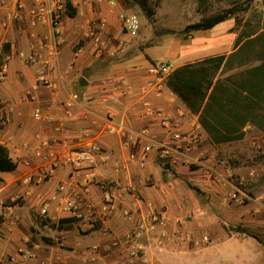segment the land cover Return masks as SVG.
I'll return each mask as SVG.
<instances>
[{"label": "crops", "instance_id": "obj_1", "mask_svg": "<svg viewBox=\"0 0 264 264\" xmlns=\"http://www.w3.org/2000/svg\"><path fill=\"white\" fill-rule=\"evenodd\" d=\"M0 1L4 3L0 6V46H4L5 51L13 56L7 76L0 80V99L10 105L12 120L9 126L3 128L0 144L9 150L11 159L17 164L16 171L0 173V203L18 199L15 214L20 218L16 227L11 228L6 223L0 226V249L5 243L7 244L4 248L11 251L19 244L29 250H33L35 244L41 245L38 259L31 264H92L88 262L90 256H97L99 264H126L124 246L113 245L111 237L104 238L100 224L92 228L72 220H63L46 228L41 216L42 205L56 193L61 182L67 181L69 170L60 169L53 178L45 182L38 181L37 176L33 182H29L27 170L19 161L23 153L22 145L33 142L39 133L46 136L54 135L53 127L62 118L66 120L71 130V134L66 137L69 142L77 143L84 137L81 130L89 132L92 136L98 134L100 118L107 114L112 116L115 123L125 124L131 130H141L149 126L158 132L159 128L156 127L153 118L145 115L146 103L151 104L155 111H164L177 118L179 111L191 113L169 89L167 83L164 84L162 92L155 90L154 93L147 94L148 98L140 93L137 86L143 84L142 87H145L148 82L155 79L149 69L154 67L153 62L157 60H145L139 64L134 60H126L120 64H110L108 60H94L91 57L93 53L91 44L87 49L81 46L83 49L81 56L74 59L73 46H78V42L81 41L80 27L85 23L98 25L102 21L105 22L103 37L108 44L122 37L124 33L119 16L129 11L122 0H112V4L106 3L96 7L90 0H75L80 2L76 8L77 15L74 18L66 17L63 22V43L60 45L58 68L51 76L57 83L58 93L54 96L48 89L42 88L34 94L36 101L31 102L27 94L34 84L36 68L25 66L20 55L30 52L31 47L40 39L51 40V29L47 26L31 28L27 21L21 23L11 21L10 15L16 0ZM25 2L29 7L30 1ZM82 14H86V17ZM237 39L230 40L231 46L234 43L235 47ZM203 60H183L178 64L173 60L164 61L170 62L174 70ZM244 61L247 60H234L233 64L237 67L239 62ZM136 66H140L141 69H137ZM237 70L238 68L227 72L224 76ZM82 79L86 80V86L80 85ZM125 87L130 89L127 96L122 95V89ZM73 94H78L80 100L77 102L78 105L71 109L72 116L68 118L65 104ZM35 106L42 108L54 122L38 124L33 116ZM180 121L185 122V118H180ZM253 129L258 130L253 125H247L244 129V139L224 144H215L203 129V138L205 136L209 138L212 149L208 151L209 156L208 153L205 154L206 157H203L205 150L200 148V144L191 152L190 157L193 160L200 159L204 163V166L198 165L194 168L195 171L180 162L171 167L155 154H150L146 158L144 167L139 164L130 165V170L121 169L119 172L111 167H100L95 170L91 198L100 205L105 196L111 195L118 206L117 211L109 219L112 237L120 240L133 230L141 213L146 214L150 209L163 210L169 219L171 243L165 249L146 244V247L148 246L146 253L152 262L264 264V245L246 234L228 232L221 226L222 222H225L226 226L233 225V221H242L244 224L250 222L246 221V218L242 219L239 208L231 207L228 203V194H231L232 188L244 195L253 189L264 196V134L259 132L262 142H254V138H250L248 132ZM99 142L116 158L122 160L127 158V154L121 151L120 137L101 136ZM255 143L258 144L256 146L259 152L250 150V146ZM224 146L236 148L227 153L225 159L227 157L230 164L235 161L236 179L242 181L241 184L245 185L246 189H242L240 184H235L232 180L228 183L209 181L206 166L216 162V156L221 155L220 151ZM136 154L141 158V149H138ZM258 166L260 168H257ZM190 183H195V188L205 196V203L208 202L209 206L216 208L215 218L206 220L204 216L198 214L201 212L202 203L190 189ZM127 185L133 186L132 193L125 191ZM124 209L132 212L130 220L123 218ZM192 216L195 217L194 220L188 221V217ZM203 230L210 238L209 243L201 242ZM59 235L64 236L66 242L64 250L59 249L56 243ZM191 239L199 241L202 247L193 244L190 246Z\"/></svg>", "mask_w": 264, "mask_h": 264}, {"label": "built area", "instance_id": "obj_2", "mask_svg": "<svg viewBox=\"0 0 264 264\" xmlns=\"http://www.w3.org/2000/svg\"><path fill=\"white\" fill-rule=\"evenodd\" d=\"M29 1L28 7L25 0H16L10 20L19 23L27 21L31 28L47 26L51 29L52 34L51 40L40 39L31 47L30 52L20 55L25 66L36 68L34 84L27 94L31 102L34 103L36 101L34 94L42 88L48 89L54 96L58 93L57 83L51 76L58 68L60 45L63 43V22L67 17L68 5L70 4L76 9L80 2L75 0ZM90 2L91 4L113 3L112 0H90ZM3 4V1H0V6ZM119 19L126 37L134 39L139 35L141 22L136 16L122 13ZM88 24L87 27H84L85 24L80 28L81 41L90 42L95 59L115 57L117 52L109 50L107 41L103 37L106 23L102 21L98 25ZM81 41L78 42V46ZM82 52V47L74 51V59H78ZM12 57V54L5 51L4 46H0V80L7 76ZM172 71V66L168 63H161L153 67L150 72L154 74L155 79L142 87L140 93L148 98V93H154L155 90L162 92L164 84L167 83V77ZM129 91L128 87L123 88L122 95L127 96ZM79 100L80 96L73 94L65 104L68 118L72 116L71 109L78 105ZM145 107V115L153 118L156 127L159 128L158 132L154 127L149 126L141 130H131L125 124L115 123L112 116L107 114L100 118L98 134L92 136L89 132L81 130L84 135L83 139L77 143H71L66 137L71 134V130L66 120L62 118L53 127L54 135L46 136L39 133L33 142L24 143L22 145L23 153L19 160L27 170L29 182H33L35 176L38 177V181L45 182L53 178L58 170H69L67 181L61 182L56 193L42 205L41 216L45 221L46 228L51 224H59L63 220H72L92 228L100 224L101 234L104 238L111 237L113 245L124 246L126 264H160L148 259L146 248L154 245L156 248L165 249L171 243L167 213L157 209H150L146 214L141 213L133 230L120 240L113 238L109 219L117 211L118 206L111 195L105 196L100 205L91 198V186L95 183L94 171L100 167H111L116 172L121 169L128 171L131 169L130 165L137 164L144 167L146 158L150 154H155L158 159L168 162L171 167L177 162L188 166L192 162L204 166L200 159L193 160L190 157L192 156L191 152L204 141L203 129L198 117L191 112L189 114V112L179 111L177 118L164 111H155L149 103H146ZM10 112L8 102L0 99V136L3 128L12 122ZM33 116L38 124L54 122L38 106L34 107ZM180 118H185V122H181ZM101 136L120 137L121 151L127 154V158L125 160L116 158L112 152L100 144ZM138 149H141V158L136 154ZM219 167H222L224 171ZM84 171L88 172L83 173ZM206 171H208L209 181L213 183H228L232 177V169L227 167L224 161L215 162L213 167L206 166ZM125 191L132 193L134 188L132 185H127ZM232 196H234L233 199H237L236 194ZM17 204L18 199L0 203V226L5 223L11 228L18 225L20 218L15 214ZM122 215L124 219L130 220L132 212L129 209H124ZM203 242L209 243L208 238L205 237ZM56 243L59 249L66 248L63 235L56 238ZM41 247V245L35 244L33 250H20L17 253V258H13V262L20 264L38 259V251ZM88 262L99 264L97 256H90Z\"/></svg>", "mask_w": 264, "mask_h": 264}, {"label": "rangeland", "instance_id": "obj_3", "mask_svg": "<svg viewBox=\"0 0 264 264\" xmlns=\"http://www.w3.org/2000/svg\"><path fill=\"white\" fill-rule=\"evenodd\" d=\"M136 1L137 0H127L125 4L129 8V11L126 13L136 16L141 22L139 35L134 39H129L122 34V37L117 39V41H110L109 44L107 43L109 50L111 52L115 51L117 54L115 57L101 60H108L110 64H120L126 60H134L138 62V64L145 60H157L153 62L154 67L161 63H168L171 66L170 62L164 60H173L174 63L177 64L183 60H203L209 57L223 54L228 55L234 52L235 47L234 43L231 46V39L235 41L236 38L241 36L243 42H246L247 36L264 29V0H160V4L155 8L156 14L151 19L147 18L142 13L140 8L136 5ZM93 5L96 7L103 4L97 5V3H93ZM240 6L247 8V11L237 12V18L233 17L209 31H197L189 34L184 33L185 28L191 24L200 22L205 18L230 8ZM78 12H80V10ZM83 16L86 17V14ZM85 24L84 27L89 25L88 23ZM90 25L92 26V24ZM81 46L87 49L90 46V42L81 41L79 46H73V51L78 50ZM263 46V39L255 43L247 44L242 48L238 57L234 60H260V58L257 57L263 52ZM91 57L96 60L93 53H91ZM136 68L141 69L140 66H136ZM151 69L152 68L149 69V72ZM238 71L240 70L238 69L235 72ZM142 85L137 86V88L140 90ZM248 132L250 138H254V142H262V140H260L259 130L253 129ZM203 140L204 141L200 143V148L205 150L203 151L204 153H202L204 154L203 157H206L205 154L212 149V144L206 136ZM256 145L258 146L256 143L255 145H251L250 150L253 149L254 152H259V148H257ZM235 149L234 147L228 146L222 147L220 151L221 155L216 156V162L224 161L226 166L232 169V177L230 180L235 182V184H240L239 186L242 189H246L247 187L241 184L242 181H237L236 179L237 175L234 168L237 166L234 165L235 161H232L231 165L227 157L225 159V156ZM207 156H209V153ZM203 160L206 161L207 159L203 158ZM209 165L213 167L215 163L211 162ZM188 167L191 168L190 170L195 171L194 168H197L198 165L192 162ZM257 168L260 167L258 166ZM219 169L223 170L222 167H219ZM184 187L186 186L184 185ZM189 187L197 195L200 203H202L201 212H198V214L204 216L206 220L215 218L217 213L216 208L209 206L207 204L208 202L205 203L206 198L195 188V183H190ZM232 189L231 194H228V203L231 204V207L239 208L241 210L240 216L242 219L246 218V221L250 220V222L244 224L242 221H233L234 224H229V226L224 225L225 222H222L221 226L228 232H235L236 228H241L242 230H247L262 237L264 240V196L258 194L253 189L247 195L242 194L235 188ZM234 194L237 195V199H233L234 196L232 195ZM194 218V216L188 217V221L194 220ZM192 228L194 229V227ZM201 233L203 235L201 242L205 244L203 239L207 237L210 240V238L207 234L205 235V231ZM33 238L36 240L35 236H33ZM198 243L199 241H193V239L189 241L190 246L193 244L202 247L201 243H199L200 245ZM6 244L7 243L3 244V248L0 249V264H15L13 258H17V253L20 250H25V248L23 246L21 247L19 244L15 250L11 251L4 248ZM31 262H34V260L20 264H31Z\"/></svg>", "mask_w": 264, "mask_h": 264}, {"label": "trees", "instance_id": "obj_4", "mask_svg": "<svg viewBox=\"0 0 264 264\" xmlns=\"http://www.w3.org/2000/svg\"><path fill=\"white\" fill-rule=\"evenodd\" d=\"M122 1L125 3L127 0ZM159 4L160 0L136 1V5L149 19L155 16V8ZM68 7L67 17L74 18L76 9L70 4ZM241 11H247V8L233 7L214 14L187 26L184 33L212 30L233 17L237 18V12ZM246 38L247 41L243 42V38L238 37L234 52L228 55L183 65L167 77L169 89L198 117L200 125L215 144L244 139L247 125L255 126L264 134V49L257 57L260 60L239 62L237 67L233 64L245 45L261 39L264 41V31L252 33ZM236 68L240 71L224 76ZM16 169L17 165L11 159L9 150L0 144V173H12ZM235 231L264 245L262 237L241 228Z\"/></svg>", "mask_w": 264, "mask_h": 264}, {"label": "water", "instance_id": "obj_5", "mask_svg": "<svg viewBox=\"0 0 264 264\" xmlns=\"http://www.w3.org/2000/svg\"><path fill=\"white\" fill-rule=\"evenodd\" d=\"M80 85H81V86H86V85H87L86 80L82 79V80L80 81Z\"/></svg>", "mask_w": 264, "mask_h": 264}]
</instances>
